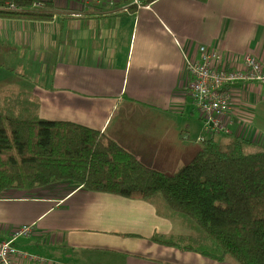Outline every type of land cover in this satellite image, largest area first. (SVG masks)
<instances>
[{"label": "crops", "instance_id": "0c3cea01", "mask_svg": "<svg viewBox=\"0 0 264 264\" xmlns=\"http://www.w3.org/2000/svg\"><path fill=\"white\" fill-rule=\"evenodd\" d=\"M39 2L51 20L0 18V58L10 75H0V89L29 91L42 118L97 129L166 173L208 141L228 146L239 137L247 142L243 152L264 150V83L231 86L224 128H206L184 60L207 45L219 67H240L248 52L264 67V0H154L134 12L123 0ZM24 225L31 230L14 245L44 262L17 264H237L154 242V235L189 234L159 198L131 199L70 181L4 191L0 242Z\"/></svg>", "mask_w": 264, "mask_h": 264}, {"label": "trees", "instance_id": "16d2710c", "mask_svg": "<svg viewBox=\"0 0 264 264\" xmlns=\"http://www.w3.org/2000/svg\"><path fill=\"white\" fill-rule=\"evenodd\" d=\"M34 1L19 0V10L0 9V18L51 20V12L32 8ZM244 143L239 137L228 146L208 141L193 160L166 173L97 129L42 118L29 91L0 90V195L70 181L131 199L159 198L189 234L154 235V242L212 260L264 264V150L243 152Z\"/></svg>", "mask_w": 264, "mask_h": 264}, {"label": "built area", "instance_id": "2783aa9c", "mask_svg": "<svg viewBox=\"0 0 264 264\" xmlns=\"http://www.w3.org/2000/svg\"><path fill=\"white\" fill-rule=\"evenodd\" d=\"M19 0H0L1 10H19ZM140 7V0L123 3L124 9L130 5ZM41 6L38 0L32 8ZM196 58L184 56L185 68L190 76L189 95L197 108L206 128L223 129V117L231 109L229 96L230 87L238 84L264 83V67L252 53L243 56L240 67H219L216 60L217 52L207 45L198 47ZM203 140V137H200ZM31 225H24L14 231L13 238L0 242V264H17L18 258H28L37 262L44 259L35 255L21 252L16 248L13 240L19 235L30 232Z\"/></svg>", "mask_w": 264, "mask_h": 264}, {"label": "rangeland", "instance_id": "374dc122", "mask_svg": "<svg viewBox=\"0 0 264 264\" xmlns=\"http://www.w3.org/2000/svg\"><path fill=\"white\" fill-rule=\"evenodd\" d=\"M39 1V0H38ZM42 4V3H41ZM33 9H35V8H33ZM51 10V9H50ZM45 11V10H44ZM4 61H1V58H0V75L2 76V77H4V79L3 80H6V78H7V76H10L9 74H7V70H9L8 69V62L7 63H5L6 61H7V59H3ZM11 76H13V77H15V78H17L18 77V75H11ZM29 80H27V79H23V82L24 83H27ZM6 89H13V90H23V89H14V88H3V89H0V90H6ZM199 135H197V137H198ZM196 137V138H197ZM194 158V157H193ZM193 158L191 159V160H193ZM190 160V161H191ZM190 161H188V162H190ZM187 162V163H188ZM186 163V164H187ZM228 259H231V258H228ZM232 260V259H231Z\"/></svg>", "mask_w": 264, "mask_h": 264}]
</instances>
